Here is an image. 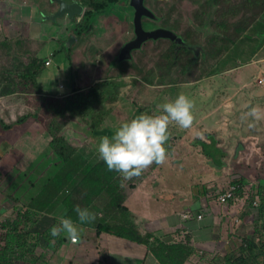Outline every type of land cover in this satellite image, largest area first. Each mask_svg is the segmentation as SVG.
I'll list each match as a JSON object with an SVG mask.
<instances>
[{
  "label": "rangeland",
  "instance_id": "rangeland-1",
  "mask_svg": "<svg viewBox=\"0 0 264 264\" xmlns=\"http://www.w3.org/2000/svg\"><path fill=\"white\" fill-rule=\"evenodd\" d=\"M38 1L47 4L48 9L58 6L56 0ZM74 1L65 0L69 4ZM17 4H23L22 0H0V12H4L0 14V71L6 66L4 58L8 52L13 54L18 47H23L26 53L31 48L25 44L18 45L19 36L30 38V33L38 37L41 33L40 25L35 30H30L29 19L25 22L8 16L14 13L12 8ZM25 5L20 6L23 11ZM144 5L152 12L150 19L142 20L146 32L156 34L157 31H166L188 36L191 43L203 46L207 52L196 57L194 53L188 58L182 56L181 62L172 66L166 58L172 44L161 36L163 32H158L160 37L145 41L133 53L131 60H128V52L124 51L122 54V51L135 38V8L132 0H123L112 12L96 16L92 29L82 37L76 36L77 20L73 23L69 14L57 17V22L53 19L45 20V30L51 28L53 33L44 38L45 49L50 46L59 47L51 58L55 62L51 69L57 74L62 69L69 70L66 66L57 67L58 55L64 52L69 55L72 65L69 72H72L79 88H90L86 91H91L93 87L99 88L100 95H103L90 98L94 102L81 107L80 115H76L67 124L64 135L74 146L86 150L87 155L92 151L89 154L96 156L97 144L90 141V132L86 131L90 118L94 117L102 124L106 121L116 129L122 122L132 119L135 111L144 110L150 115L157 113V105L166 102V99L174 100L178 94L184 93L194 103L192 128L181 129L175 122L169 125L171 135L165 147L170 146V150L166 161L175 162L179 168L180 164L182 171H186L189 164H194L195 173L191 180L200 189L208 180H215L208 190L212 197L232 187L234 180L245 178V191L248 199H251L260 180H264V32L259 30L260 23L264 22V0H219V3L213 0H144ZM59 12L60 7L56 8L55 14L58 15ZM208 32H217L224 41L229 42L230 47L219 54L220 48L216 45V51L208 54ZM246 35H251L250 40L245 39ZM175 38L176 35L173 39ZM194 60H198L197 64H193ZM65 80L64 77H57L56 83H66ZM5 83L6 81L0 82V92ZM17 94L14 98L0 100V119H3L6 111L9 121L11 114L15 117L21 114L18 100L32 103L33 99L40 106L45 103L41 102L42 97L31 93ZM63 95L52 98L50 101L55 102L51 105H56V100H61L63 105L67 96ZM51 97L54 96H49ZM251 107L261 110L259 119L246 115ZM43 115H47L45 111ZM49 115L51 117H47L45 123L53 118ZM66 120L67 118L63 120L64 124ZM38 123L43 126L42 121ZM250 124L253 126L249 127ZM23 125L29 129L28 144L23 145L20 152L7 155V147L0 144V169L3 173L0 178V222L15 217L19 210L26 208L27 202L40 189L56 161V155L47 146L48 135L42 140L37 134L33 139L30 122ZM207 131H214L228 151L226 165L221 168L209 165L201 148L193 146V141L199 137L204 138ZM169 171L164 175H168ZM143 176L144 174L125 181L126 187L129 188L130 184ZM257 203L259 205L261 202ZM250 209L255 215L254 219L259 221L258 227H263L264 221L260 224V220L264 217L259 209ZM259 214L261 218H257ZM231 222L235 225L238 223L236 218H231ZM52 223V216L42 215L34 224L33 230L43 232ZM256 229V225L251 226L250 233L253 234ZM62 234L66 237L65 233ZM245 234L248 236L247 232ZM84 236L80 235L75 243L65 238L70 244H62L51 256L52 252L48 250L43 259H47V264H92L95 261L98 264L96 256L99 255L102 264H106L104 254L107 250L104 253V247L100 246L95 232H86V238ZM239 249L234 250V253H240ZM35 251L41 253L42 246ZM21 261L20 264H43L34 260L29 262L28 257ZM213 264L223 263L218 261Z\"/></svg>",
  "mask_w": 264,
  "mask_h": 264
},
{
  "label": "trees",
  "instance_id": "trees-1",
  "mask_svg": "<svg viewBox=\"0 0 264 264\" xmlns=\"http://www.w3.org/2000/svg\"><path fill=\"white\" fill-rule=\"evenodd\" d=\"M122 1L76 0V3H79L84 8V14L76 22V36L82 37L84 33L90 31L96 16L112 12L113 8ZM213 1L219 3V0ZM150 13L152 12L150 11ZM262 14L264 15V10ZM143 18L150 19V16H143L142 20ZM142 20L141 25L145 30ZM259 30L264 32V22L260 23ZM172 34L176 35L175 39L172 38L173 36L163 37L172 44L169 54L166 55L170 65H177L181 62L182 56L188 58L189 55L194 53L193 55L196 57L197 52H199V55L207 52L203 46L191 43V39L188 36ZM207 36L208 54L216 51V45L220 48L218 50L219 54L230 47L229 42L224 41L217 32H211ZM246 36L247 38L245 39L250 40L251 35ZM19 37L18 45L25 44L31 48L26 53L23 47H18L13 54L11 52L7 53L4 58L6 66L0 71V82L6 81L0 95L10 96L8 98H11L12 95V98H14L17 93H31L42 97L41 102L44 101L45 103L40 106L41 104L33 99L32 103L18 100L20 103L19 109L22 114L16 120H11L10 122L0 119V134L3 139H8L13 131L15 132V127L21 126L27 121L30 123L42 121L43 126L45 125L44 128L51 136L49 146L56 155V161L54 162L53 169L46 176L47 178L43 185L27 202L26 208L19 210L15 217L6 218L0 222V264H20L21 260L26 257H28L29 262H31L30 260H34V262L40 261L43 264H47V259H43V257H46V252L51 250V256L67 240L62 233L55 238L50 235V229L58 224V217L60 216L70 217L78 226L94 229L97 236L108 233L144 244L161 264H184L194 253L189 237H187L185 242L169 243L150 231L142 232L135 220V215L126 205L127 187L125 181L121 179L120 174L115 171H109L103 160L97 157L98 154L94 156L89 154L92 152L89 151L87 155L85 153L86 150L74 146L64 135L67 124L76 115H80L82 106L94 102L90 98L98 94L100 95V89L93 87L91 91H86L90 88L83 90L75 87L73 92L65 97L63 105H61V100H56L58 103L56 102V105L52 106L51 103L55 101L50 100L55 98V96L49 98L48 95L44 94L38 81L46 67V62L44 59L37 57L38 48L35 50V41L23 35ZM136 39L137 35L135 32L133 41ZM8 49H10V46ZM138 50V48L131 50L128 53V60H131L130 58L133 56V53ZM192 62L193 64H197L198 60ZM100 96L103 97L102 94ZM24 106H29L30 108ZM44 111L47 115H43ZM135 112L132 118L145 113L144 110ZM49 114L53 118L48 123H45L48 120L47 117L50 116ZM65 118L67 120L64 124L63 120ZM96 120L93 117L87 121L88 126H86V131L89 130L90 132V141L99 140L103 136L111 137L114 134L115 129L107 127L105 125L106 121H103L102 124L98 120L97 123ZM221 142V139L215 133L209 131L206 132L205 138L196 140V144L202 147L203 154L208 156L209 160L212 161V166L219 168L225 166V157L228 154V151L219 144ZM166 149L168 152L170 146ZM13 152L20 151L15 146H12L8 150L7 155ZM258 175L260 174L258 173ZM2 176L3 173L0 169V178ZM245 180V178H241L231 183L232 186L237 187L235 197L238 195L241 197L245 196L250 207H257L261 216L264 217V180H260L257 186L258 189L253 193L251 199H248L247 191H245L247 189ZM134 185L130 184L129 186L133 188ZM257 201L261 203L258 205V203L256 204ZM75 205L88 208L91 212L95 213L96 219L94 222L81 224L74 211ZM42 215L44 217L52 216L53 223L43 232L33 230L34 224ZM53 239H55L54 244L50 243ZM44 243L45 245H43ZM39 246H42L43 249L41 253L35 251ZM215 260L217 262H225L221 257H216ZM226 263L264 264V226L256 229L252 239L243 241L240 254H227ZM93 264L96 263L94 262ZM98 264H102V261L99 260Z\"/></svg>",
  "mask_w": 264,
  "mask_h": 264
},
{
  "label": "crops",
  "instance_id": "crops-1",
  "mask_svg": "<svg viewBox=\"0 0 264 264\" xmlns=\"http://www.w3.org/2000/svg\"><path fill=\"white\" fill-rule=\"evenodd\" d=\"M22 2L23 4H26L25 12L20 7L23 4H17L12 8L14 13L12 12L13 14L11 13L8 16L14 19H22L25 22L29 19V27L31 31L35 30L38 25L42 28L38 37L32 36L30 33L29 37L35 41L34 43H36L34 46L35 50L38 48L37 57L44 59L45 62L50 61V65L45 67L43 73L38 79L43 93L55 97L64 96L63 94L69 95L73 92L75 87H79L74 81L72 72L71 74L69 72V70L72 69L69 55L64 52L59 53L57 67L66 66L69 70L62 69L61 72L57 74L55 70L51 69L55 66V62H53L51 58L54 57L53 53H56V50L59 47L56 46L55 48H52L50 46L45 49L46 41L44 38L49 33H52L51 28L45 30V20L52 19V16L55 14L56 8H59V5L48 9L47 4L38 0L37 2L36 0H22ZM74 2L76 3V0ZM9 6V9L11 10L12 3L9 4ZM15 9H17V11H15ZM20 10L21 12H19ZM0 14L2 15L4 12H0ZM7 14H9V12ZM76 15L69 17L72 19L71 21H73V23L77 19V21H79L82 17L80 14L77 15V17ZM37 44L39 45L36 48ZM57 77H64L66 83L62 81L56 83ZM1 97L2 99L0 100H3L10 96ZM9 111H12V109L8 110V112ZM5 114L6 115L3 114V120L10 122L8 120L7 111ZM18 116L15 117L11 114L10 119L16 120ZM105 123L107 127H110L107 122ZM40 126L41 125L38 121H33L32 124L30 123V133L32 138L35 139L38 134V137L43 140L46 138V135H48L47 146L49 147L51 136L43 126ZM110 128L115 129L112 126ZM28 131L29 129H27V126L25 127V125L17 126L15 127L16 133L13 131L8 139H3L0 134V144L7 147V150L12 146H15L17 150L20 151L22 150L21 148L23 145L28 144ZM211 132L215 133L214 131ZM197 139L193 141V146H199L201 148V153H203L202 147L196 144ZM93 142L96 143L98 147L100 139ZM219 144L222 146V142ZM204 157L206 158V162L209 165H212V161L206 156ZM179 166L182 168L180 164ZM188 166L189 167L186 171H182L173 161H165L162 165L154 163L150 168H147L143 172V177L132 183L135 184L133 188L131 186L127 188L126 205L135 215V220L142 232L150 231L169 243L180 241L185 242L187 237H189L190 245L193 247L194 253L184 264H213L214 262H217V260H215L216 257L223 258L225 260L223 264H227V254H237V252L234 253V250L237 248H240L239 250L241 252L243 241L254 237V233H250L251 226L256 225L258 228L259 221L254 219L255 215L250 209L252 207L249 206L245 197L238 195L227 203H222L219 196L225 191L216 196H210L208 190L215 180H208V182L200 189V187L191 180V177L195 173L196 166L194 164H189ZM167 171H169L168 175H164ZM188 181L190 182V185H188ZM44 182L45 180L43 183ZM186 212L190 213V218L188 219L184 218ZM199 214L202 215L201 219L197 218ZM231 218L237 219V225L231 222ZM257 218H261L260 214ZM260 221V224H262L264 218H261ZM252 223H255V225ZM78 228L81 232L80 235L84 236L85 234L84 238H86V232H95L92 228H85L82 226H78ZM245 232L248 233V236ZM96 239L100 241V246L104 247V253L105 250H107V253L104 254V262H106V264H161L144 244L108 233H103L100 236L96 235ZM63 244H70V241L66 240ZM96 257L99 261L100 256L98 255ZM93 263L94 262H92V264Z\"/></svg>",
  "mask_w": 264,
  "mask_h": 264
},
{
  "label": "clouds",
  "instance_id": "clouds-1",
  "mask_svg": "<svg viewBox=\"0 0 264 264\" xmlns=\"http://www.w3.org/2000/svg\"><path fill=\"white\" fill-rule=\"evenodd\" d=\"M194 103L184 93L174 100L157 105V113H141L134 118L122 122L114 134L103 136L98 144V156L106 164L109 171L120 174L124 181L140 177L154 163L162 165L167 159L166 142L170 139L169 125L175 122L181 129H188L193 124ZM261 110L251 107L247 116L259 119ZM253 125L250 124L249 127ZM74 211L81 224L92 223L96 214L88 208L75 205ZM61 233L75 243L80 237V229L70 218L58 217V224L50 229L55 238ZM55 243V239L50 241Z\"/></svg>",
  "mask_w": 264,
  "mask_h": 264
},
{
  "label": "water",
  "instance_id": "water-1",
  "mask_svg": "<svg viewBox=\"0 0 264 264\" xmlns=\"http://www.w3.org/2000/svg\"><path fill=\"white\" fill-rule=\"evenodd\" d=\"M56 2L60 7V12L58 15L55 14L52 16L53 20H56V18L59 16L63 17L65 14H69L70 17H73L76 14L84 13V8L75 2L72 4H69V3L65 2L64 0H56ZM132 5L135 8L134 24H135V32L137 35V39L135 41L129 42L125 46V49L122 51V54L124 53V51H127L129 53L133 49L140 48L142 46V44L145 41H147L148 39H154V38L160 37L159 33H161V32H163L161 35L162 37H171V36L174 37V35L172 33L166 32V31H157L156 34L146 32L142 28L141 20H142L143 16H151L150 15L151 13L145 7L144 0H132ZM70 43H72V42H70ZM198 54H199V52L197 53V55Z\"/></svg>",
  "mask_w": 264,
  "mask_h": 264
},
{
  "label": "built area",
  "instance_id": "built-area-1",
  "mask_svg": "<svg viewBox=\"0 0 264 264\" xmlns=\"http://www.w3.org/2000/svg\"><path fill=\"white\" fill-rule=\"evenodd\" d=\"M48 65H50V61H47V62H46V66H48ZM236 189H237V187L232 186V187H230V189H228V190H226L225 192H223V193L219 196L220 201H221L222 203H227V202L230 201L231 199H234L235 196H236ZM256 204H257V202H256ZM189 216H190V213H188V212H186V213L184 214V218H185V219L190 218ZM197 218H198V219H201V218H202V215L199 214V215L197 216Z\"/></svg>",
  "mask_w": 264,
  "mask_h": 264
},
{
  "label": "flooded vegetation",
  "instance_id": "flooded-vegetation-1",
  "mask_svg": "<svg viewBox=\"0 0 264 264\" xmlns=\"http://www.w3.org/2000/svg\"><path fill=\"white\" fill-rule=\"evenodd\" d=\"M197 61V60H196Z\"/></svg>",
  "mask_w": 264,
  "mask_h": 264
}]
</instances>
